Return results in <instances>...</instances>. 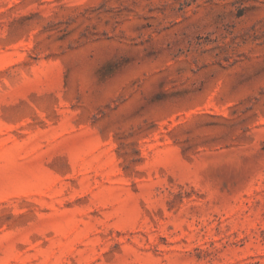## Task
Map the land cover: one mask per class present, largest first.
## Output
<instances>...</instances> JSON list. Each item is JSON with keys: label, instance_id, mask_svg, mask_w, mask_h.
Listing matches in <instances>:
<instances>
[{"label": "rangeland", "instance_id": "rangeland-1", "mask_svg": "<svg viewBox=\"0 0 264 264\" xmlns=\"http://www.w3.org/2000/svg\"><path fill=\"white\" fill-rule=\"evenodd\" d=\"M0 264H264V0H0Z\"/></svg>", "mask_w": 264, "mask_h": 264}]
</instances>
